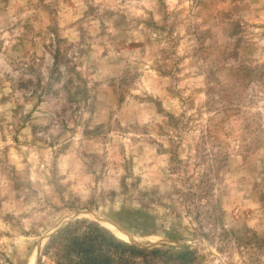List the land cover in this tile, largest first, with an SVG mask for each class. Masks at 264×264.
I'll list each match as a JSON object with an SVG mask.
<instances>
[{"label": "rangeland", "instance_id": "1", "mask_svg": "<svg viewBox=\"0 0 264 264\" xmlns=\"http://www.w3.org/2000/svg\"><path fill=\"white\" fill-rule=\"evenodd\" d=\"M80 219L264 264V0H0V264Z\"/></svg>", "mask_w": 264, "mask_h": 264}, {"label": "trees", "instance_id": "2", "mask_svg": "<svg viewBox=\"0 0 264 264\" xmlns=\"http://www.w3.org/2000/svg\"><path fill=\"white\" fill-rule=\"evenodd\" d=\"M57 62V61H55ZM48 258V261L45 259ZM196 252L140 247L124 242L95 221L80 219L57 231L37 264H194Z\"/></svg>", "mask_w": 264, "mask_h": 264}]
</instances>
